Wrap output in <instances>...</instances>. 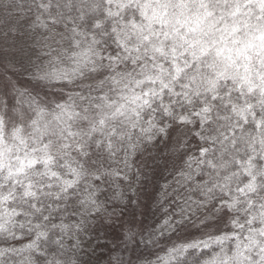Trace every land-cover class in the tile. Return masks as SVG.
<instances>
[{
    "label": "snow or ice",
    "instance_id": "snow-or-ice-1",
    "mask_svg": "<svg viewBox=\"0 0 264 264\" xmlns=\"http://www.w3.org/2000/svg\"><path fill=\"white\" fill-rule=\"evenodd\" d=\"M26 11L32 91L5 80L0 92V241L20 246L0 256L88 264L79 236L103 207L101 185L131 187L137 166L139 182L145 153L164 144L182 166L163 196L184 205L164 229L207 210L200 223L216 234L157 264H184L190 249L206 250L198 264H264V0H29ZM44 89L56 99L42 102Z\"/></svg>",
    "mask_w": 264,
    "mask_h": 264
},
{
    "label": "trees",
    "instance_id": "trees-1",
    "mask_svg": "<svg viewBox=\"0 0 264 264\" xmlns=\"http://www.w3.org/2000/svg\"><path fill=\"white\" fill-rule=\"evenodd\" d=\"M15 2L23 4L24 10H12L9 13L0 8V18L7 15L20 18L25 13L29 19L34 18L33 13L26 11L29 0H15ZM31 33L32 30L29 28L27 39L33 45L35 34L30 38ZM30 73L31 70L28 71V75ZM25 74L27 73L22 75L24 79ZM50 99L53 100L51 97ZM149 152L151 156L149 153L144 155L148 164L139 182L135 175L137 166L129 173L131 187L129 182L119 178L114 183L110 179L109 183L101 185V192L98 194V201L103 205L101 211L84 217L87 226L79 236L81 247L78 250V258L81 261H87L88 264H117L118 261H123L124 264H157V257L165 256L167 250L174 245L207 240L208 234H216L214 227L205 228L200 223L209 215L207 210H198L195 215L190 214L191 222L187 225L200 233L188 240L179 238L180 230L173 233L164 229L165 219L168 216L179 218L180 208L184 206L182 200L178 201L175 197L165 199L163 196V186L174 181L176 169L182 165L178 158L169 154L170 147L165 148L164 144H159L158 149L150 146ZM151 157H155V161ZM129 197L133 202H129ZM193 199L196 197L194 196ZM220 227L223 228V225ZM132 233L136 234L134 239L129 238ZM116 236H119V239H116ZM152 237L156 238L155 241L151 239ZM10 245L20 246L14 241L7 243L0 241V249ZM48 250L52 253L56 249L52 245ZM201 251L206 250L190 249L189 253L180 259L184 264H198L205 258L200 255ZM67 255L72 256L73 252L69 251ZM22 259V255L7 253L0 256V264H20Z\"/></svg>",
    "mask_w": 264,
    "mask_h": 264
},
{
    "label": "rangeland",
    "instance_id": "rangeland-1",
    "mask_svg": "<svg viewBox=\"0 0 264 264\" xmlns=\"http://www.w3.org/2000/svg\"><path fill=\"white\" fill-rule=\"evenodd\" d=\"M12 26L16 27V32H9L8 29ZM28 22L26 20L20 19L13 15H7L0 18V92L4 91V81L10 80L16 85V89L23 90L26 88L28 91H32L29 83L28 71L31 70L32 73L35 71V64L39 63L36 60V50L32 47V44L27 39L28 34ZM8 33L7 43H4L5 33ZM5 49L7 50V55L5 56ZM11 62L14 65V69L7 68L6 64ZM25 74V79L23 78V73ZM45 92L48 93L45 96ZM7 95L3 97L6 102L15 103L17 98V92L12 88L7 89ZM33 95H35L33 93ZM43 98L42 102L46 103L50 101V97L54 100L56 99L52 90L44 89L40 93ZM210 231V230H207ZM200 232L196 231L190 225L180 230L179 238L181 240H188Z\"/></svg>",
    "mask_w": 264,
    "mask_h": 264
}]
</instances>
